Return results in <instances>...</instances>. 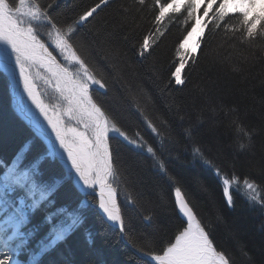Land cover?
Wrapping results in <instances>:
<instances>
[{
  "label": "trees",
  "instance_id": "16d2710c",
  "mask_svg": "<svg viewBox=\"0 0 264 264\" xmlns=\"http://www.w3.org/2000/svg\"><path fill=\"white\" fill-rule=\"evenodd\" d=\"M38 1L51 5L46 11L60 21H70L94 3ZM142 7L138 0H113L94 20L81 25L74 39L80 53L107 85L103 91L94 88L95 97L130 135L138 132L157 149L154 160L145 150L117 141L124 160L122 174L116 176L113 185L121 193L125 240L147 252L154 247L152 237L170 236L179 224L175 189L180 188L235 264H264V207L251 202L243 187V179H252L257 185L264 181V39L250 42L238 31L222 27L210 33L206 29V43L193 54L195 63L189 61L185 70L186 85L165 88L174 66L175 49L188 27L186 14L165 20L157 32L153 0ZM121 11L129 18L123 26L117 22ZM228 23L239 26L235 18ZM146 35L152 36V47L141 57L138 46ZM8 89L0 73V157L5 159L34 136L12 111ZM229 108L232 113L225 119L223 114ZM145 119L160 129L159 137L151 133ZM234 120L241 127L234 128ZM189 127L197 129V144L210 149L209 158L220 162L230 177L240 178L232 207L225 203L214 172L203 162L194 161L186 142H176L179 133ZM249 129L255 130L252 140L248 139ZM242 145H249L250 151H241ZM48 170L55 171V167ZM259 195L264 197V192ZM56 199L59 203L70 202V195L62 190ZM89 209L84 227L61 245L70 251L63 258L53 253V258L61 264L65 259L70 264H149L131 251L96 209ZM40 218V214L34 216L32 225ZM86 230L95 237L92 246L86 240Z\"/></svg>",
  "mask_w": 264,
  "mask_h": 264
},
{
  "label": "snow or ice",
  "instance_id": "6c2138e0",
  "mask_svg": "<svg viewBox=\"0 0 264 264\" xmlns=\"http://www.w3.org/2000/svg\"><path fill=\"white\" fill-rule=\"evenodd\" d=\"M55 3L58 0H53ZM112 3L113 0H94L70 21H60L50 10H45L51 5L32 0H15L14 3L0 0V45H3L0 71L17 86L22 84L23 92L47 125L31 120L34 136L11 158L0 157V264H61L52 254L63 258L70 251L62 249L61 245H66L69 236L84 227L89 215L87 201L74 187L73 178L82 184L83 190L98 188L99 211L118 227L121 237L124 236L125 221L117 203L116 189L112 187L116 176L122 174L124 160L117 141L122 139L145 150L154 160L157 149L139 133L130 135L95 97L93 86L105 89L107 85L74 44L79 27L90 23ZM146 4L147 0H138L139 6L146 7ZM185 14L188 27L175 49L174 66L165 88L186 85L185 70L189 61L195 63L193 54L206 43V29L210 33L222 27L225 31H238L250 42L264 39V0H153L152 15L157 32L165 20ZM233 18L238 21V27L228 23ZM128 19L121 11L117 22L123 26ZM151 40V35L143 38L138 46L139 56H144L152 47ZM57 55L65 63H61ZM37 78L56 93L59 102H45L43 93L38 91ZM16 105L28 118L19 92ZM231 113L229 108L224 118H229ZM145 124L155 136L161 135L151 120L145 119ZM232 125L241 127L235 120ZM248 131V139L252 140L255 130ZM196 134L194 127L183 129L176 142H186L194 161L203 162L214 172L225 203L232 207L233 192L240 190V178L230 177L220 162L210 159V149L197 144ZM241 151H250V146L242 145ZM51 166L55 171L48 170ZM160 167L164 171L163 166ZM262 185L264 181L257 185L252 179H243L251 202L264 207V197L259 195L264 192ZM62 190L70 195V202L57 201L56 196ZM175 204L179 224L170 236L152 237L154 247L143 253L149 264H235L227 250L216 243L210 225L199 217L180 188L175 189ZM37 214L41 218L32 225V218ZM42 229L43 235H40ZM86 240L89 246L95 243L90 230H86ZM45 257L49 259L45 261ZM63 264L70 262L65 259Z\"/></svg>",
  "mask_w": 264,
  "mask_h": 264
},
{
  "label": "rangeland",
  "instance_id": "374dc122",
  "mask_svg": "<svg viewBox=\"0 0 264 264\" xmlns=\"http://www.w3.org/2000/svg\"><path fill=\"white\" fill-rule=\"evenodd\" d=\"M10 2H15V0H10ZM33 3H40L42 4L41 1H38V0H32ZM45 3V2H44ZM44 5V4H42ZM48 5V4H46ZM47 9V8H46ZM45 9V10H46ZM43 31V29H42ZM76 37V36H75ZM3 46V45H2ZM189 47H191V43L189 44ZM57 58L58 60L61 61V63H65V61L63 60V58L59 55H57ZM8 77V76H7ZM6 78V77H5ZM7 79V78H6ZM37 84H38V91H40L41 93H43V99L45 100L46 103L48 102H51V103H56V102H59V98L57 97L56 93L50 88L48 87L47 85H45L43 83L42 80H40L39 78H37ZM94 88H99L98 86H93ZM104 90V89H103ZM101 90V91H103ZM10 95V102H11V108H12V111L13 112H17L15 111L16 107L14 106L13 104V98L11 96V94L9 93ZM98 98V97H96ZM24 100H25V103L28 107V109L30 110V113L32 114L33 116V120H39L45 127H47L46 125V121L43 120V117L40 115L39 111L35 108V106L31 103V101L27 98V94L25 93V96H24ZM99 101H101L99 99ZM17 110V109H16ZM139 118V117H138ZM135 132V131H134ZM133 133V132H132ZM138 133V132H137ZM122 140V139H120ZM65 171H67V169H65ZM167 178V177H166ZM73 185L74 187L79 191L80 193V196L81 197H84L87 201V208H92V209H96V211L98 212V215L100 216V218L105 221V223L111 227V228H115L111 225L112 222L108 221L106 216H104V214L102 212L99 211L98 209V188L95 189V190H83V187L75 181V178H73ZM114 186V185H112ZM96 192V193H95ZM120 192V191H118ZM121 193H119V199L121 201ZM121 207V205H120ZM139 208V207H138ZM90 210V209H89ZM126 226V224H125ZM120 235V234H119ZM125 235H126V229H125ZM132 246V245H131ZM130 248V247H129ZM131 249V248H130ZM136 249V248H135ZM138 250V249H137ZM132 251V250H131ZM140 251V250H139ZM133 252V251H132ZM140 252H143V251H140ZM134 253V252H133ZM145 253V252H143ZM137 256V255H136ZM142 261V260H141Z\"/></svg>",
  "mask_w": 264,
  "mask_h": 264
},
{
  "label": "water",
  "instance_id": "95a60500",
  "mask_svg": "<svg viewBox=\"0 0 264 264\" xmlns=\"http://www.w3.org/2000/svg\"><path fill=\"white\" fill-rule=\"evenodd\" d=\"M2 72V71H0ZM3 73V72H2ZM4 75H6L5 73H3ZM8 80L10 81V79L8 78ZM12 87V86H11ZM10 87V89H11ZM17 92H19L22 96H23V105H24V108H25V112L28 114V118H25L24 115L20 114L21 115V119L26 123V125L31 129V130H34V128L32 127V124H31V120H32V115L29 113V110L25 104V101H24V95L25 93L23 92V88H22V84L17 86L16 83H14V92H13V99H14V103L16 105V94ZM17 107V105H16ZM177 208V206H176ZM122 240L124 241V237H121ZM127 244V243H126ZM131 250H133L141 259H144L145 261H148V258L146 256H144L143 254H140L138 251H136L131 245L127 244ZM149 262V261H148Z\"/></svg>",
  "mask_w": 264,
  "mask_h": 264
},
{
  "label": "bare ground",
  "instance_id": "6f19581e",
  "mask_svg": "<svg viewBox=\"0 0 264 264\" xmlns=\"http://www.w3.org/2000/svg\"><path fill=\"white\" fill-rule=\"evenodd\" d=\"M3 46L0 45V48H2ZM7 75V74H6ZM11 83H12V93L14 92V82L10 79ZM30 111V110H29ZM96 193V192H95ZM99 198V197H98Z\"/></svg>",
  "mask_w": 264,
  "mask_h": 264
}]
</instances>
